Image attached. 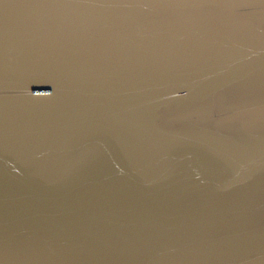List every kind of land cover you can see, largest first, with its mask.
Here are the masks:
<instances>
[{
	"label": "water",
	"instance_id": "obj_1",
	"mask_svg": "<svg viewBox=\"0 0 264 264\" xmlns=\"http://www.w3.org/2000/svg\"><path fill=\"white\" fill-rule=\"evenodd\" d=\"M0 264H264V0H0Z\"/></svg>",
	"mask_w": 264,
	"mask_h": 264
}]
</instances>
